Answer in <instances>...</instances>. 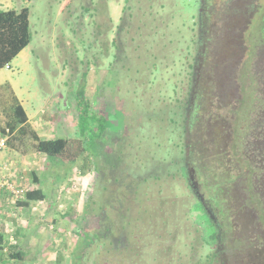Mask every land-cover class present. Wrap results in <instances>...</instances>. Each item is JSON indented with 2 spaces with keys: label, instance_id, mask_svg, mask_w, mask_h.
I'll list each match as a JSON object with an SVG mask.
<instances>
[{
  "label": "rangeland",
  "instance_id": "374dc122",
  "mask_svg": "<svg viewBox=\"0 0 264 264\" xmlns=\"http://www.w3.org/2000/svg\"><path fill=\"white\" fill-rule=\"evenodd\" d=\"M255 3L264 6V0L28 5L26 51L36 55L28 74L35 83L26 66L4 72L23 70L24 88L33 86L41 99L53 92L59 116H77L75 91L85 84L92 112L107 124L101 154L87 133L85 153L76 155L80 142L72 139L51 176H42L48 186L62 183L63 196L51 206L70 217L58 215L45 244L57 262L264 264V10L249 17ZM197 192L213 207L220 238ZM19 232L28 244L30 231Z\"/></svg>",
  "mask_w": 264,
  "mask_h": 264
},
{
  "label": "crops",
  "instance_id": "0c3cea01",
  "mask_svg": "<svg viewBox=\"0 0 264 264\" xmlns=\"http://www.w3.org/2000/svg\"><path fill=\"white\" fill-rule=\"evenodd\" d=\"M29 4H32V0H0V10L21 11L24 8H28ZM27 48L20 52L12 61L10 64L11 69H0V127L10 128L14 122L23 121L14 127L8 143V149L1 156V160L10 162L13 171L12 178L18 185H23L29 192L42 190L45 196L43 200L28 202L27 205L30 210L23 216L21 210L26 206L23 204L26 200L15 203L10 194L0 192V220L3 223L2 233L6 237V245L8 246H6L5 251L0 256V264L59 263L56 260V254H53L50 246L47 247L45 244L51 243V237L55 236L53 233L56 231L54 227L58 224V215L64 216L66 219L70 217L68 212L64 211L61 213V210H55L51 206V204L55 205L57 200L63 196L62 190L64 188L61 186L62 183L53 180L54 182L48 186V180L42 178V176L46 173L44 177H50L49 171L56 167L59 157L67 151L59 157H49L37 151L36 138L40 140L63 138L70 142L74 139L83 143V138L80 137L77 127L78 117L71 113L66 114L67 112L62 113L61 116L57 115L56 112L58 110L55 105H57L58 101L57 96L53 92L50 96L45 95V100L41 99L38 92L33 89V86L29 87V89L24 88L20 79V74L23 70L19 71V75L4 72L7 70L11 71L13 64L19 68H21L20 66H26L24 73H27L31 84L35 83V76L32 73L28 74V72H33L34 70L36 55L32 52H27ZM48 92L46 88V93ZM53 100L55 102H52ZM37 103H39L42 111L41 108L40 111H36ZM19 105L24 113L18 109ZM24 116L26 120H23ZM65 209L67 210L68 208L65 207ZM15 222L18 224L16 225ZM39 224L42 226L34 230V226ZM19 227H24L25 230L30 231V234H27L30 237L28 244H24L22 241ZM13 232L15 234L14 237ZM42 242L44 245H42ZM25 245H27L26 247H32V255L24 249ZM12 251L22 255V258L20 260L8 259L7 255L12 253Z\"/></svg>",
  "mask_w": 264,
  "mask_h": 264
},
{
  "label": "trees",
  "instance_id": "16d2710c",
  "mask_svg": "<svg viewBox=\"0 0 264 264\" xmlns=\"http://www.w3.org/2000/svg\"><path fill=\"white\" fill-rule=\"evenodd\" d=\"M31 30H30V10L24 8L21 11L17 10H0V69L10 65L12 61L30 44ZM75 101H76V114H77V127L81 138H84L87 133L91 136L92 145L97 144V142L102 141V134L107 129V124L100 116L92 112L91 101L86 96L85 84H79V88L75 91ZM18 109L23 112L22 107L19 105ZM24 113V112H23ZM26 120V117H23ZM23 121H16L10 127L11 131L15 126ZM98 140V141H97ZM36 149L37 151L48 155L49 157H59L65 151L69 149V140L59 138L56 140H40L36 138ZM99 147L97 148L98 154H101L103 146L99 142ZM81 147V151H78L76 155L85 153L84 143L78 145ZM101 150V151H100ZM60 158V157H59ZM204 173H202L203 175ZM44 193L42 190L30 191L27 194V198L24 205L33 200H43ZM200 198V205L204 210L206 216L210 223L214 225V228L218 234V238L221 237V229L218 226V222H215L212 215L213 207H208L207 210L204 209L208 204L207 199L204 197ZM210 205V204H209ZM211 206V205H210ZM207 207V206H206ZM217 226V227H216ZM6 248V237L0 232V256ZM15 248V247H14ZM8 259H21L22 255L18 254L16 251H12L7 255Z\"/></svg>",
  "mask_w": 264,
  "mask_h": 264
},
{
  "label": "built area",
  "instance_id": "2783aa9c",
  "mask_svg": "<svg viewBox=\"0 0 264 264\" xmlns=\"http://www.w3.org/2000/svg\"><path fill=\"white\" fill-rule=\"evenodd\" d=\"M7 69H11L10 65H6ZM12 136L10 128L0 127V192L8 193L11 195L15 203L26 200L29 190L23 185H18L12 178V169L9 161L1 160V156L8 149V143ZM3 223L0 220V232L2 233Z\"/></svg>",
  "mask_w": 264,
  "mask_h": 264
},
{
  "label": "flooded vegetation",
  "instance_id": "af4514ba",
  "mask_svg": "<svg viewBox=\"0 0 264 264\" xmlns=\"http://www.w3.org/2000/svg\"><path fill=\"white\" fill-rule=\"evenodd\" d=\"M251 6H252V14L249 17L252 16L253 19H255L256 18V13L258 12V10H264V6L261 5V4H257V3L251 4ZM260 8H262V9H260ZM252 22L253 21L250 22L249 28L247 27L248 28V30H247L248 32L250 31V28L252 27ZM260 31H261V34L264 36V33H263L264 32V27L261 28ZM257 54H259V53H257ZM194 178L195 177L193 175L190 176L191 185L193 184L192 187H194L195 190H196L198 188V184L194 180ZM196 194H197L198 197H201L202 198V195H201L200 192H197ZM203 207H204L205 210H207V208H208V207L205 206V204L203 205Z\"/></svg>",
  "mask_w": 264,
  "mask_h": 264
}]
</instances>
